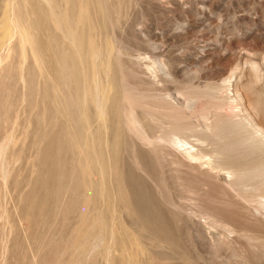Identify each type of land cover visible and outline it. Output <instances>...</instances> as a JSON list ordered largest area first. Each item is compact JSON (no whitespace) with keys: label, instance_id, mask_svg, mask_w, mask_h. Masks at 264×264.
I'll return each instance as SVG.
<instances>
[{"label":"rangeland","instance_id":"obj_1","mask_svg":"<svg viewBox=\"0 0 264 264\" xmlns=\"http://www.w3.org/2000/svg\"><path fill=\"white\" fill-rule=\"evenodd\" d=\"M236 70L264 119V0H0V264H264L255 202L203 224L141 139L199 129L208 99L180 103Z\"/></svg>","mask_w":264,"mask_h":264},{"label":"bare ground","instance_id":"obj_2","mask_svg":"<svg viewBox=\"0 0 264 264\" xmlns=\"http://www.w3.org/2000/svg\"><path fill=\"white\" fill-rule=\"evenodd\" d=\"M237 76V70L231 72L227 78L208 84L204 90L192 91L184 102L180 103L182 112L177 117L187 115V118H191L192 104L196 98L203 96L208 99L206 105L208 110L200 115L203 122L202 126L198 127L199 129L188 128L182 122L173 120L169 125L164 126L167 129L166 133L160 131L153 135L152 139H149L147 135H142L141 138L144 140L143 144L147 146L151 145V142H155L156 146L163 144L165 147H169L167 150H164L163 147L155 149L158 159L169 162L170 165L188 175V179L199 184L198 187H200L204 198L201 206L205 212L197 211L196 215L200 218L199 221L208 226H214L219 221L227 220L217 217L212 211L216 213L224 207L233 209V196L243 201L242 206L249 211H251L249 205L255 202L254 207L258 216H264V213L262 214L260 211L261 208H264L263 111L259 106L260 103L259 105L256 102L253 103L251 95L247 96L239 92ZM261 76L257 74L256 77ZM193 88L198 87L193 86ZM233 89L237 92L236 96L233 95ZM153 97H161L166 102L171 100L167 99L169 95ZM255 97L259 98V95ZM243 100L247 102L248 110L242 117H234L233 113H223L225 108L233 109V105L241 104ZM151 118L157 119L154 116ZM215 190L222 196L221 199L216 198L213 193ZM193 213L195 214V212ZM253 216L255 215L250 217ZM250 226L252 227V224ZM224 227L227 238H230L235 231H239L236 225L235 227L229 225ZM210 241L213 245H217L219 242L212 238Z\"/></svg>","mask_w":264,"mask_h":264}]
</instances>
